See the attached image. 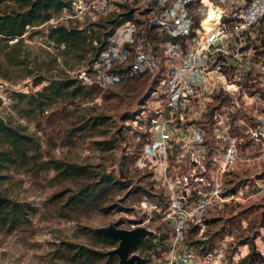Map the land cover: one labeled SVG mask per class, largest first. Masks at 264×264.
<instances>
[{
  "label": "rangeland",
  "instance_id": "374dc122",
  "mask_svg": "<svg viewBox=\"0 0 264 264\" xmlns=\"http://www.w3.org/2000/svg\"><path fill=\"white\" fill-rule=\"evenodd\" d=\"M22 1L4 0L0 12L26 10L29 4L21 6ZM108 7L105 0H69L8 39L23 40L18 53L23 61L12 64L0 55L3 122L30 136L29 147L18 154L16 143L0 130V150L10 148V156L0 161V193L24 203L20 219L0 225V264H119V256L108 253L119 239L96 230L109 223L152 228L131 248L145 257L143 264H264L258 249L264 247V158H258L262 143L252 135L257 124L264 127V25L250 63L237 76H222L240 79V85L224 89L217 83L207 92V108L200 109L197 124L181 141L203 143L214 176L213 155L222 152L227 138L238 157L225 171L217 167L227 198L217 197L180 238L164 184L174 165H187L176 156L179 143L173 153L168 147L169 158L162 160L154 155L162 148L160 136L152 130L149 137L156 142L149 141L141 128L131 131L157 76L100 59L110 40L107 31L128 14L126 7ZM61 23L82 30L80 41L56 42L50 30ZM4 42L0 34V45ZM39 75L43 79L35 82ZM143 193L158 202L147 213L139 203ZM250 244L255 260L246 262ZM80 245L86 248L83 255L77 253Z\"/></svg>",
  "mask_w": 264,
  "mask_h": 264
},
{
  "label": "built area",
  "instance_id": "2783aa9c",
  "mask_svg": "<svg viewBox=\"0 0 264 264\" xmlns=\"http://www.w3.org/2000/svg\"><path fill=\"white\" fill-rule=\"evenodd\" d=\"M105 1L109 4L108 9H112L114 3L119 8L126 7L128 14L110 33L108 45L101 48L100 59L108 62V66L123 63L128 66L127 72L157 76L150 95L137 114L140 117L138 127L131 131L141 128L146 139L155 141L149 137L153 130L163 142L154 155L167 160L168 147L171 153L177 149L176 156L184 157L187 165L185 169L174 165L173 175L164 184V193L177 212L179 225L175 235L183 238V230L190 221H198L197 218L217 197L221 201L227 198L222 192V170L218 171L217 167H223V171L229 169L238 156L235 145L227 138L229 141L222 152L213 155L212 162L217 160L216 176L219 174L215 178L207 165L203 143L181 141L189 135L192 125L197 124L200 109L207 108L209 100L203 97L215 90L217 83L220 88L231 89L222 76H237L240 69L250 63L264 25V0ZM212 3L215 12L207 26L204 19ZM239 81L229 82L238 86ZM201 134L204 135V130ZM252 135L259 140L257 143H262L258 158H264V127L257 124ZM160 142L158 140L156 146ZM174 143H179L181 149L178 146L172 149ZM139 203L147 213V209L157 207L158 202L143 193ZM258 249L264 254L263 246Z\"/></svg>",
  "mask_w": 264,
  "mask_h": 264
},
{
  "label": "trees",
  "instance_id": "16d2710c",
  "mask_svg": "<svg viewBox=\"0 0 264 264\" xmlns=\"http://www.w3.org/2000/svg\"><path fill=\"white\" fill-rule=\"evenodd\" d=\"M3 1L4 0H0V3ZM68 2L69 0H23L21 2V6L29 4L26 10H5L3 12H0V34L2 35V38L5 39L4 44L0 45V55L5 56L6 61L11 62L12 64H18L19 62L23 61L24 58H20L18 56L23 40L18 39L11 44L9 43L8 39L20 36L26 30L27 25L43 21L52 13V11L60 10L64 5H67ZM114 28L115 25L107 31V34H110L114 30ZM81 33L82 30L76 27H68L62 23L56 25L55 27H52L50 30V35H52L55 41L59 43L65 42L76 44L78 41H80L79 39H81ZM7 45L10 47H8ZM6 46L9 49L1 52L2 48ZM43 77V75H39L35 79V82L41 81ZM68 83H65L64 85ZM78 89L79 86H77V90ZM0 130L10 138V142L16 143V152L18 154L24 153L25 149L27 148V144L29 147L30 136L21 134L12 125L6 124L5 122L0 120ZM28 141L29 143H27ZM9 150L10 148L0 150V161H3L5 157L10 156ZM56 165L58 167H66L63 162H57ZM67 166L70 165L68 164ZM73 171H75V169ZM23 204L24 203L21 201L13 200L11 198L3 196L0 193V225H5L8 220H11V222L14 224V222L19 218L20 212H23ZM106 238L109 240L111 239L109 237ZM241 243H248V240L241 239ZM85 252L86 248L83 245H80L77 253L83 255ZM255 252V245L250 244V250L246 254H244L243 261H254L255 256L253 255L255 254ZM106 264L109 263L107 262Z\"/></svg>",
  "mask_w": 264,
  "mask_h": 264
},
{
  "label": "water",
  "instance_id": "95a60500",
  "mask_svg": "<svg viewBox=\"0 0 264 264\" xmlns=\"http://www.w3.org/2000/svg\"><path fill=\"white\" fill-rule=\"evenodd\" d=\"M2 95L0 94V102ZM0 120H5L0 112ZM96 230L106 236L119 239L117 246L108 250L109 254H117L119 256V264H143L145 257L137 252H132L131 248L141 238L150 234L153 230L144 224H138L134 227H121L115 223L97 226Z\"/></svg>",
  "mask_w": 264,
  "mask_h": 264
},
{
  "label": "bare ground",
  "instance_id": "6f19581e",
  "mask_svg": "<svg viewBox=\"0 0 264 264\" xmlns=\"http://www.w3.org/2000/svg\"><path fill=\"white\" fill-rule=\"evenodd\" d=\"M215 12V5L212 3L209 9V13L206 15V18L204 19V23L208 26L209 25V21H210V16H212ZM227 84V86H229L230 88H233L234 86H236L235 83L233 82H229L226 81L225 82Z\"/></svg>",
  "mask_w": 264,
  "mask_h": 264
}]
</instances>
